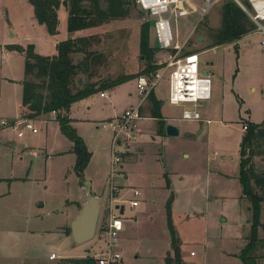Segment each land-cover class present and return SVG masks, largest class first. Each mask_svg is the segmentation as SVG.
Returning <instances> with one entry per match:
<instances>
[{
    "label": "rangeland",
    "instance_id": "rangeland-1",
    "mask_svg": "<svg viewBox=\"0 0 264 264\" xmlns=\"http://www.w3.org/2000/svg\"><path fill=\"white\" fill-rule=\"evenodd\" d=\"M127 1L130 8L127 17L97 21L72 34L73 38L85 37V49L98 55L92 76L75 77V82L80 78L86 81L87 77L110 81L133 76L106 94L99 92L72 103L66 111L69 118L77 120L76 131L91 152L82 179L74 171L75 156L69 152L70 141L60 131L57 113H43L34 118L38 132L24 131L21 137L17 133L23 130L22 125L17 129L0 128V178L4 179L0 182V194L7 193L0 195V229L6 224L4 217L9 216L16 219L8 222L10 229L20 226L39 232L32 236L19 233L20 239L11 238L10 253L0 255V264L65 263L58 259L49 261L48 254L83 252L89 253L86 256L89 257L103 249L104 242L99 237L101 210L109 204L110 183L119 189V198L127 201L125 213L120 217L128 228L124 233L128 238L125 264L165 263L169 252L165 254L164 250L169 249L170 238L166 204L171 195V219L184 264H242L233 254L247 235L251 210L250 202L239 198V136L245 132L242 125L248 124V120L264 122V44H261L264 34L251 31L250 43L248 37L242 36L237 43L210 46L211 33L220 27L221 7L226 0L212 4L194 29L197 14L193 18L171 20L174 40L182 43L189 35L181 52L200 53L201 67L213 62L209 68L217 95L211 102L209 121L181 120L180 133L169 136L165 133V117L180 119L183 108L167 100L168 70L161 69L162 77L153 90L161 101L162 127L150 115L152 103L148 96L141 100L138 95L136 77L161 68H148L140 55L139 32L143 24H148L149 46L156 50L155 65L165 63L168 54L156 44L153 17L140 9L135 0ZM100 5L105 6L103 0ZM65 25L62 21L59 33L52 35L46 25L37 22L28 0H0V120L21 118V82L28 44H33L35 54L55 55L56 42L69 37ZM82 57V53L72 55L74 62ZM140 100V118L132 120L117 137L122 145H117L116 150L121 153L125 145L128 152L121 155L119 173L111 182L114 131L110 121ZM60 114L65 116V111ZM13 142L14 146H8ZM255 161L262 165L259 158ZM17 177L24 180H16ZM84 180L100 187L93 186L100 197L95 236L82 246L73 245L70 238L59 244V236L54 233L61 224L64 200L76 195ZM133 189L140 191L139 205L135 208L129 205L134 198ZM42 202L44 205L38 206ZM80 204L78 200V207ZM34 216L42 221L31 222L30 217ZM86 245L90 248L85 249ZM262 251L258 249L255 253Z\"/></svg>",
    "mask_w": 264,
    "mask_h": 264
},
{
    "label": "trees",
    "instance_id": "trees-1",
    "mask_svg": "<svg viewBox=\"0 0 264 264\" xmlns=\"http://www.w3.org/2000/svg\"><path fill=\"white\" fill-rule=\"evenodd\" d=\"M28 0L33 7L34 16L39 24L46 25L48 31L58 33V17L56 11L63 6L67 11L66 29L69 33L83 30L97 21L119 19L130 14L127 0ZM84 2L86 4H84ZM248 6L247 0L243 1ZM255 24L249 16L233 0H226L221 7L220 27L211 33L210 46L236 43L242 36L254 31ZM86 38L70 37L56 43V54L40 56L34 53L33 44H28L24 60L23 94L21 100V118L34 119L43 113L55 111L61 133L72 143L75 154L74 171L82 179L83 170L88 164L91 152L83 138L78 135L66 115L69 106L81 99L99 92L111 90L118 85L131 80L133 76H123L115 80L101 81L98 78L90 80L92 66H95L98 55L85 49ZM18 51L23 49H18ZM139 52L146 61L148 68L157 69L165 65H155L156 50L149 46L148 24H143L139 32ZM82 53L83 57L74 62L72 55ZM86 81L81 78L75 82V77L86 75ZM91 74V76H90ZM78 84V87H76ZM152 103L150 115L159 120L160 127L164 119L161 115V101L156 99L154 92L148 94ZM65 111V116L60 113ZM165 126V125H164ZM259 158V166L256 163ZM238 181L241 186V197L250 202L251 226L247 242L238 253L242 264H257L259 258L256 250L263 240L257 237L260 223L261 204L264 202V123L248 122L246 131L239 143V173ZM166 204V223L170 236V248L173 255L167 253L165 264H184L181 259L180 242L172 224L170 200ZM69 234V228H66ZM65 264H95L91 257L63 259Z\"/></svg>",
    "mask_w": 264,
    "mask_h": 264
},
{
    "label": "built area",
    "instance_id": "built-area-1",
    "mask_svg": "<svg viewBox=\"0 0 264 264\" xmlns=\"http://www.w3.org/2000/svg\"><path fill=\"white\" fill-rule=\"evenodd\" d=\"M217 0H135L140 9L147 12L153 17L152 28L156 44L160 50L166 51L168 58L165 60V65L154 73H145L136 77V86L138 95L141 100L148 96V94L155 89L159 80L162 77L161 69L168 70V97L169 104L174 106H181V119L183 120H201L199 105L202 101L211 98L212 80L210 74L203 71L199 65V53H191L184 55L181 51L187 42L182 43L174 40V35L171 27V20L178 17L193 18L197 14V26L202 18L207 14L210 6ZM235 1L239 7L249 16L255 24V32L264 34V0H247L248 6L240 0ZM203 2L205 5H203ZM264 44V41H261ZM141 100L136 106L127 108L120 117L112 118L110 121L111 128L114 131L111 142V160H110V177L111 182L116 173H119L121 164V155L127 151V146H124V151L121 153L116 150L119 143L118 135L124 128L128 127L132 120L140 118ZM191 106L186 108V106ZM52 113H56L52 111ZM34 119H14L0 120V128L11 127L17 129L22 125L23 130L18 131V137L23 135L24 131L38 132L37 127L33 124ZM119 126V127H118ZM247 124L242 125V130L246 131ZM130 138V135L127 134ZM118 188L110 183L109 186V204L101 210L102 224L100 225V238L103 239L104 248L90 255L95 264H119L122 256L118 251L119 236L118 230L120 228V206L125 208L126 200L119 198ZM134 198L129 200L130 207L134 208L139 205L137 197L140 195L138 189L132 190ZM116 194L115 196H113ZM123 208V211H124ZM57 258L55 253L49 255V259Z\"/></svg>",
    "mask_w": 264,
    "mask_h": 264
},
{
    "label": "crops",
    "instance_id": "crops-1",
    "mask_svg": "<svg viewBox=\"0 0 264 264\" xmlns=\"http://www.w3.org/2000/svg\"><path fill=\"white\" fill-rule=\"evenodd\" d=\"M57 14H58V20H59V23H58V28L60 27V24H61V22L62 21H65V23H67V11L65 10V8L63 7V6H61L58 10H57ZM66 26V25H65ZM12 29L10 28L9 29V31H11ZM66 31H67V29H66ZM12 32H13V30H12ZM58 33H59V29H58ZM68 34H67V37L68 38H70V37H72V34L73 33H69V32H67ZM75 33V32H74ZM76 34V33H75ZM249 35L250 34H246V35H244L243 37H248L247 38V42L248 43H250L251 42V40H250V38H249ZM77 37V36H76ZM73 38V37H72ZM240 40V39H239ZM238 40V41H239ZM59 41V40H58ZM57 41V42H58ZM237 41V42H238ZM261 41H264L263 39L261 40ZM56 42V43H57ZM236 42V43H237ZM223 45H225V44H223ZM199 55H200V53H199ZM199 65H200V60H199ZM213 65V62L212 61H208L207 62V67H201V65H200V68L203 70V71H205L206 73L208 72L209 74H210V76H211V70H210V66H212ZM116 88V87H115ZM115 88H113V89H115ZM105 94H106V91L104 92ZM216 95H217V89H216V87H214L213 86V84H212V92H211V98L210 99H208V100H205V101H202L201 103H200V105H199V111H200V114H201V120H199V121H209L210 119L209 118H207L208 117V115L212 112V109H213V105H212V101L214 100V99H216ZM19 113H21V102H20V111H19ZM52 113V112H51ZM37 117H39V116H37ZM36 117V118H37ZM35 118V119H36ZM55 119H56V117H55ZM71 119V124H72V126L76 129V126H75V123H76V121L77 120H72V118H70ZM111 119V118H110ZM181 120H183V119H179V118H171V117H165V125L166 124H168V123H171V124H174V125H176L177 127H178V129H179V133H180V130H181V128H180V126H179V122H181ZM56 121H57V119H56ZM249 122H253V121H251V120H248ZM253 123H255V122H253ZM261 123H264V122H261ZM77 130V129H76ZM241 136L242 135H240L239 136V138H240V140H241ZM240 140H239V143H240ZM71 143V142H70ZM15 145V142H13V143H8V146H14ZM88 147V146H87ZM89 149V148H88ZM69 152H71L72 154H74L73 152H72V143H71V148H70V150H69ZM74 156H75V154H74ZM16 180H20V179H22V180H24L22 177L21 178H15ZM2 180H4L3 178H0V182H2ZM84 181H89V180H84ZM90 183H91V189L93 190V191H95L94 189H93V186H97L95 183H93V182H91V181H89ZM78 183V182H77ZM81 187V186H80ZM80 187H79V189L77 188L76 189V195H74V196H72L71 198H67V199H65L64 200V203H63V211H62V213H63V216H62V220H61V224H59L58 226H56V233H54V234H56V235H58L59 237H58V241H59V244H62L63 242H65V243H67V240H68V238H70V240H71V242H72V244L73 245H75L74 243H73V241H72V239H71V237L69 236V234H67L66 233V228L67 227H69V224H70V222L74 219V217L76 216V214H77V211H78V209H79V207H78V200H80L81 201V199H80V196H79V190H80ZM96 188H99L100 189V187L99 186H97ZM0 195H7V193H2V194H0ZM239 198L240 199H242V200H245L246 198H242L241 197V191H240V195H239ZM247 200V199H246ZM44 205V203L42 202L40 205H38V206H40V207H42ZM81 205V204H80ZM135 208V207H134ZM124 213H125V208H124V211H123V215H124ZM263 213H264V202H262V204H261V211H260V223L261 224H264V220H263V218H262V215H263ZM123 215H121V216H123ZM32 218V219H31ZM4 219H5V222H6V224L5 225H3L2 227H1V229H0V255L1 256H4V255H7V254H9L10 253V245H9V242H10V239L11 238H13L14 236L15 237H18V239H20V236L18 235L19 233L21 234V233H23V234H28V235H36V233H39V232H36L35 230H24V229H22V228H20V226H13V228L12 229H10V227H9V225H8V222H10V221H13L14 219H15V217H9V216H5L4 217ZM30 221L31 222H41L42 221V218H38V217H30ZM16 220V219H15ZM119 221H120V228H119V230H118V236H119V246H118V251L120 252V254H121V256H122V259H121V261H120V263L119 264H125V256H124V253H126V250H125V247H126V242H128V238H126V236H125V231L128 229L127 228V223L125 222V220H123L122 218H120L119 219ZM250 226H251V214H250V219L249 220H247V227H248V232H247V235L245 236H243V239H242V243H241V248H239L237 251H236V253L235 254H233V255H235V256H237L238 255V253L240 252V250L244 247V245L246 244V242H247V236H248V234H249V230H250ZM12 227V226H11ZM38 231H40V230H38ZM41 233V232H40ZM24 236V235H23ZM61 237H63V240L61 239ZM257 237L260 239V240H263L264 241V229L262 228V227H258V229H257ZM62 241V242H61ZM82 245H84V244H82ZM82 245H75V246H82ZM85 249H89L90 247H88L87 245L84 247ZM169 249H170V238H169ZM169 249H167L166 248V250H164V253L166 254L167 252H169L170 253V251H169ZM258 249H262L263 251H262V253H257L258 254V256H259V258H258V260H257V264H264V244H260V246L258 247ZM171 250V249H170ZM51 253H54L53 251H51L49 254H48V260L49 261H55V260H63V259H68V258H83V257H86L87 256V254H89V253H77V254H69V255H64V254H56V256H57V258H55V259H49V255L51 254ZM163 253V255L165 256V254ZM164 256H161V260L163 259V261H164ZM134 257H138V255H135ZM52 264H56V263H52ZM57 264H65V263H59V261H58V263ZM160 264H161V262H160ZM162 264H165V263H162Z\"/></svg>",
    "mask_w": 264,
    "mask_h": 264
},
{
    "label": "water",
    "instance_id": "water-1",
    "mask_svg": "<svg viewBox=\"0 0 264 264\" xmlns=\"http://www.w3.org/2000/svg\"><path fill=\"white\" fill-rule=\"evenodd\" d=\"M165 133L176 136L179 134V129L176 125L168 123L165 125ZM79 196L81 205L69 224V236L75 245L86 244L94 238L100 213V197L91 189L89 181H83ZM123 208L120 206L121 214H123Z\"/></svg>",
    "mask_w": 264,
    "mask_h": 264
}]
</instances>
